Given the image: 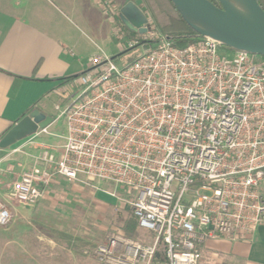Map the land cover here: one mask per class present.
<instances>
[{"label": "built area", "instance_id": "2783aa9c", "mask_svg": "<svg viewBox=\"0 0 264 264\" xmlns=\"http://www.w3.org/2000/svg\"><path fill=\"white\" fill-rule=\"evenodd\" d=\"M100 3L123 48L139 52L120 66L98 47L68 80L73 95L54 106L63 143L30 154L0 198V227L12 221L10 201L31 208L62 177L93 190L109 185L104 191L126 198L137 227L152 234L86 246L100 264H199L210 239L248 240L264 223V59L228 57L207 37L177 47L142 8L145 31L130 35L111 1ZM39 134L60 136L48 126Z\"/></svg>", "mask_w": 264, "mask_h": 264}, {"label": "crops", "instance_id": "0c3cea01", "mask_svg": "<svg viewBox=\"0 0 264 264\" xmlns=\"http://www.w3.org/2000/svg\"><path fill=\"white\" fill-rule=\"evenodd\" d=\"M128 1L138 5L136 0H114L119 8ZM113 17L111 11L102 8L100 0H0V140L33 110L51 115L46 102L58 86L85 69L89 58L98 52L97 39L106 42L113 35ZM31 137L0 148V177L6 173L11 179L0 180L2 199L10 192L13 181L32 164L30 154H37L42 144H54L38 135L28 144ZM19 147L21 150L16 151ZM12 155L13 159L9 157ZM59 180L65 179L55 177L45 193ZM100 188L90 190L116 205L117 199L104 191L110 186L101 183ZM10 206L12 221L0 227V264H91L93 259L97 262L84 253L86 246L73 244L78 240L66 231L60 230L59 234L71 242L62 243L54 232L50 234V230L42 228L43 211L38 206L26 208L13 201ZM129 228L144 238L139 240L152 238L137 224ZM201 254L199 264H264V223L248 240L210 239L202 245Z\"/></svg>", "mask_w": 264, "mask_h": 264}, {"label": "rangeland", "instance_id": "374dc122", "mask_svg": "<svg viewBox=\"0 0 264 264\" xmlns=\"http://www.w3.org/2000/svg\"><path fill=\"white\" fill-rule=\"evenodd\" d=\"M110 1L112 5L115 4L114 0ZM136 1H138V5L134 2L133 3L146 11L147 15L156 24L155 17L147 3L144 0ZM121 8L117 5L115 6V15L117 17L120 16ZM128 32L133 35L135 34L133 31H126V33ZM88 35L93 41L96 40L93 34L88 33ZM124 42H126V38L120 39L114 35H110L106 42L101 39H97L96 43L104 51L108 52L111 57H113V60L121 66L132 61L139 52V49H124ZM219 51L228 57H231L233 53L232 49L225 46H221ZM260 57L264 59V56ZM73 89L74 88H72L67 81L58 86L56 93H54L46 102L47 112L51 114L50 116L55 121L51 127H49L50 125L48 126V130L60 136L46 138L45 135L39 134V137L43 136L48 142L54 144L62 143L63 140L61 136L66 133V126L62 118L56 120L57 111L54 106L55 104L64 106L73 95L71 94ZM4 155L6 157L7 153ZM9 157L13 159V155ZM16 167L17 166H12V168ZM11 171L13 170L7 169V172ZM2 175L3 177H0V180H11L9 177L10 175L6 173H2ZM122 194V190H119L117 193L120 197H122ZM91 197H93L94 200H91ZM13 202L17 203L16 201ZM37 206L43 211L40 219V226L42 228H47L48 231L50 230L48 232L50 234H53L54 232V237L61 240L62 243L71 241H69L68 238L61 236L59 234L60 230L66 231L70 234L71 238L78 240V242L72 241L73 244L84 246H97L99 244H103L106 242L107 237L111 234H115L120 238L144 239L140 234H135L129 227L127 228L125 226V221L132 217L130 205L128 201H126V198L123 201L117 200V204L112 205L107 200L91 191L89 187L76 182H68L65 180L54 182V186L42 195L32 209H35ZM139 232L143 231L139 230ZM150 236L152 237V235ZM97 262L93 259V263L91 264H98Z\"/></svg>", "mask_w": 264, "mask_h": 264}, {"label": "water", "instance_id": "95a60500", "mask_svg": "<svg viewBox=\"0 0 264 264\" xmlns=\"http://www.w3.org/2000/svg\"><path fill=\"white\" fill-rule=\"evenodd\" d=\"M170 1L182 19L201 37L232 50L264 56V10L257 0H218L220 7L209 0ZM119 18L129 30L145 31L146 17L132 1L120 9ZM52 122L51 116L33 110L2 137L0 148H7Z\"/></svg>", "mask_w": 264, "mask_h": 264}, {"label": "trees", "instance_id": "16d2710c", "mask_svg": "<svg viewBox=\"0 0 264 264\" xmlns=\"http://www.w3.org/2000/svg\"><path fill=\"white\" fill-rule=\"evenodd\" d=\"M152 11L158 30L177 47H185L191 42L201 38L180 16L176 8L170 0H144ZM215 6L220 7L218 0H209ZM264 10V0H257ZM117 23H121L119 17L116 18ZM124 29L129 30L124 24ZM129 33V32H128ZM130 35H133L129 33ZM128 228L136 226V220L129 218L125 222Z\"/></svg>", "mask_w": 264, "mask_h": 264}]
</instances>
